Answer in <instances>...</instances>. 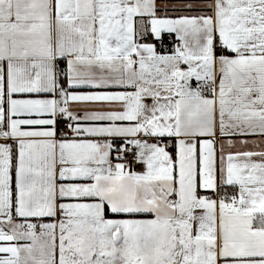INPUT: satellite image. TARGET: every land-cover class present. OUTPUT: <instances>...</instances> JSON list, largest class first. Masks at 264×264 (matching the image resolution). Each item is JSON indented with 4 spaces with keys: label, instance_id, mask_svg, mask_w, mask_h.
Instances as JSON below:
<instances>
[{
    "label": "snow or ice",
    "instance_id": "obj_1",
    "mask_svg": "<svg viewBox=\"0 0 264 264\" xmlns=\"http://www.w3.org/2000/svg\"><path fill=\"white\" fill-rule=\"evenodd\" d=\"M0 264H264V0H0Z\"/></svg>",
    "mask_w": 264,
    "mask_h": 264
}]
</instances>
